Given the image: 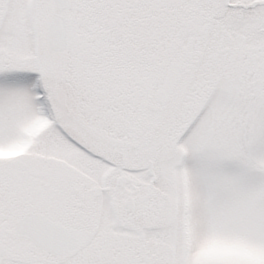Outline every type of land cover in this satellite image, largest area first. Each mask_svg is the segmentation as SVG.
<instances>
[{"label":"snow or ice","instance_id":"snow-or-ice-1","mask_svg":"<svg viewBox=\"0 0 264 264\" xmlns=\"http://www.w3.org/2000/svg\"><path fill=\"white\" fill-rule=\"evenodd\" d=\"M0 264H264V0H0Z\"/></svg>","mask_w":264,"mask_h":264}]
</instances>
